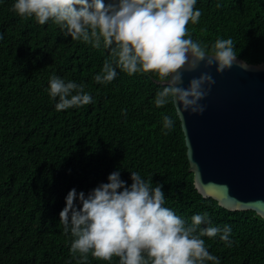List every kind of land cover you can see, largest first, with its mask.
<instances>
[{
  "label": "trees",
  "instance_id": "1",
  "mask_svg": "<svg viewBox=\"0 0 264 264\" xmlns=\"http://www.w3.org/2000/svg\"><path fill=\"white\" fill-rule=\"evenodd\" d=\"M15 2L0 0V264H120L116 256L73 254L76 237L60 220L72 189L87 197L116 171L128 187L132 171L162 185L164 206L186 226L204 213L214 226L229 225L230 247L219 234L202 237L219 264H264V219L224 209L195 188L175 105L154 103L163 87L158 75L116 68L112 82L96 83L111 58L103 40L99 48L73 40L52 20L19 16ZM195 9L202 15L187 25L193 41L211 53L216 40L231 38L238 58L264 63V0H197ZM53 74L83 83L92 103L57 111L59 97L48 92ZM164 115L174 121L170 130Z\"/></svg>",
  "mask_w": 264,
  "mask_h": 264
},
{
  "label": "clouds",
  "instance_id": "2",
  "mask_svg": "<svg viewBox=\"0 0 264 264\" xmlns=\"http://www.w3.org/2000/svg\"><path fill=\"white\" fill-rule=\"evenodd\" d=\"M197 0H16L12 11L21 17L34 18L40 25L52 20L66 29L73 40H83L93 47L111 50L96 83L112 82L116 68L129 75L137 72L156 73L163 84L155 97L156 107L173 103L181 118L184 112L202 115L206 106L200 101L211 92L215 80L208 72L192 78L183 87L184 71L193 72L201 63L206 68L216 66L219 74L230 70L238 60L231 38L218 39L212 45L201 46L188 34L189 21L197 23L202 15L195 9ZM187 37V38H186ZM115 64V67L113 66ZM239 67L250 70L247 61ZM166 85V86H164ZM207 86V87H205ZM83 83L65 81L53 74L49 79V95L59 102L57 111L82 107L92 103ZM174 121L163 116L164 129L170 130ZM130 187L120 178V172L109 175L108 183L93 189L87 197L72 189L66 197V207L60 213L65 231L71 225L76 239L73 254L85 259L91 251L98 260L120 258V264H219L210 254L202 237H216L229 247L231 227L212 225L208 214H196L191 226L164 206L162 185L152 187L136 172H131ZM78 199L81 207L75 203ZM202 228L196 235L197 228ZM147 254L145 258L144 254Z\"/></svg>",
  "mask_w": 264,
  "mask_h": 264
},
{
  "label": "water",
  "instance_id": "3",
  "mask_svg": "<svg viewBox=\"0 0 264 264\" xmlns=\"http://www.w3.org/2000/svg\"><path fill=\"white\" fill-rule=\"evenodd\" d=\"M240 61L222 74L203 63L184 71L185 88L204 72L215 84L200 101L206 106L202 115L177 114L197 191L224 209L255 211L264 219V63L244 70Z\"/></svg>",
  "mask_w": 264,
  "mask_h": 264
}]
</instances>
